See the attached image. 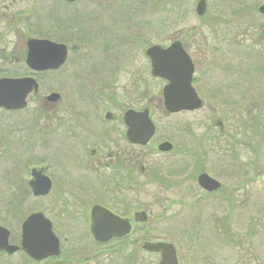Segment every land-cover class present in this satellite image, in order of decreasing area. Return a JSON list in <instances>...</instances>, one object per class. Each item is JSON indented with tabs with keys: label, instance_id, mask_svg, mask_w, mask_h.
I'll return each mask as SVG.
<instances>
[{
	"label": "flooded vegetation",
	"instance_id": "obj_1",
	"mask_svg": "<svg viewBox=\"0 0 264 264\" xmlns=\"http://www.w3.org/2000/svg\"><path fill=\"white\" fill-rule=\"evenodd\" d=\"M76 1L51 0L48 1L49 3L47 1L44 3V0H0V14H4L0 17L4 23V27L0 28V46H2L0 47V78L31 77L36 83V87H32L26 94L25 105L22 108L0 106V110L10 113L20 112L32 102L34 105L32 116L27 118L26 123L21 127L24 131H31L33 136H37L34 145L28 141L27 136L17 139L9 136V139L0 145V152H2L1 148H4L3 152L7 151L6 148L9 150L13 141H20L28 151L34 149L35 152L38 148L36 154L27 153L26 158L22 160V177L10 175L11 172L7 171L1 183L12 195L7 212L16 213L25 208L27 202L34 206L31 208L28 203L29 210L26 215L14 226H9L6 219H0V226L7 230V244L14 247L11 251L0 248V259L5 260H0V264H68L71 258L74 259L73 264H89L88 257L81 259L65 253L63 241L67 239L62 238L60 233H93L91 222L95 207H100L96 208L99 221H108L113 215L118 218L114 217L116 220L126 221L128 224V230L125 232L127 234L112 237L105 242L96 241L90 234L92 241L101 246L102 250L105 248L115 254L108 262L97 264H142L138 245L142 239H131L133 233H139V226L148 221V214L140 207L141 187L146 184H155L160 188L184 186L183 180L172 179L175 171L171 170L169 156L176 153L175 144L162 133L164 127L154 119L153 108H160L163 114L194 112L202 108L203 98L207 96V99H213L214 106L224 110V117L213 121L207 125L208 127L206 126L207 128L204 127V130L206 128L204 133L198 134L197 140L202 148V141L205 139L215 143L217 152L224 150L221 147L223 142L230 151L232 145L229 142L237 141V138L244 141L251 140L253 136L254 121L257 118L254 119L251 114L254 104L251 87L255 79L253 77L264 83V68H262L263 75H260L261 72L257 69L238 70L231 63L221 65L218 69L221 72H216V76L214 75L216 81H221L214 86L216 89L211 84L209 87V77L205 73L197 77V62L193 53L188 50L187 40L190 39V35L186 30L181 33V37H177L176 33L173 37H169L168 43L150 44L144 48L143 53L147 60L145 75L148 81L146 82L145 79H139V68L126 72L121 65V61L128 56L126 54L128 48L126 49L122 42L119 23L107 21L94 31L95 26L100 24L97 22L96 14L85 12L78 18L77 13H74L72 20V4ZM85 16L90 22L83 21L86 19ZM210 25L217 27L220 23ZM263 28L260 41H264ZM11 35L13 40L10 39ZM32 39L43 41L39 49V55L46 65L43 69L33 70L26 64L28 41ZM174 42L180 43L191 60L193 73L190 83L201 101V106L197 109L167 111L162 100V88L167 81L151 73V62L146 50L153 45L167 47ZM56 44L65 46V59L62 64L52 67L50 65H54L60 58V48H55ZM86 46L98 51L104 58L93 59V55L92 62L105 61V64L107 62L114 64L102 70H72L71 67L65 70V67L72 63V53L75 58L80 59L85 55L81 51ZM211 51L216 54V50ZM87 58L90 57L87 55ZM125 61L128 63L130 59ZM123 72L130 78L129 85H120L119 77ZM217 74H220L219 77ZM51 77L57 80L52 82ZM60 77L72 78V105H70L72 112L68 118L61 117L62 97L59 88L52 89L55 82L60 86V80L58 81ZM236 78L239 80L237 81ZM156 79L163 80L160 97L156 96L152 82ZM141 87L145 96L144 93H140ZM231 90L240 91L241 94L249 91L250 93L246 97L241 95L237 102L234 100L235 97H227ZM255 104L257 107L256 102ZM128 110L147 111L153 125V132L147 141L141 142L140 135L133 137L128 135L129 127L125 120V113ZM234 119L238 122H233ZM14 128V125H10L9 130L19 131ZM62 132L68 139L67 150L60 147ZM165 142L170 143V149L163 148L162 144ZM200 162L199 160L198 164ZM199 173L197 172L194 178L196 183ZM44 178L49 180L48 186L44 183ZM219 183L220 187L214 191H206L198 183L197 186L201 194L215 195L219 200L228 201L233 205L236 201L233 195L235 187H225L220 181ZM186 188L192 191L190 182ZM14 190L15 193H12ZM141 211L146 213V221L137 219ZM35 213L41 214L50 222L51 230L32 233H53L58 240V253H47L37 258L22 247V223ZM4 214L7 215L6 212ZM76 226L79 229H75ZM217 231L219 233L216 234L221 241L231 247L234 246L233 248H239L240 245H237L235 240L237 233H223L220 226ZM187 237L189 236L182 237V242L190 246ZM111 241L119 245L107 246ZM144 241L146 240L143 239L142 243ZM151 242L170 241L159 239ZM141 248L145 250L142 244ZM145 251L154 255L159 264L160 252ZM247 251L253 253L251 250L247 249ZM104 252L108 254V251ZM261 257L264 264V254Z\"/></svg>",
	"mask_w": 264,
	"mask_h": 264
},
{
	"label": "rangeland",
	"instance_id": "obj_2",
	"mask_svg": "<svg viewBox=\"0 0 264 264\" xmlns=\"http://www.w3.org/2000/svg\"><path fill=\"white\" fill-rule=\"evenodd\" d=\"M45 1L51 0H44V3ZM196 1L77 0L72 4V20L74 13H77L79 18L85 12H92L98 16L97 22L100 23L95 26L94 31L101 28L107 21L119 23L122 42L126 49L128 48L126 53L128 56L125 58L130 59L128 63L126 59L122 60L121 65L126 72L139 68L138 77L141 80L145 79L146 82L148 77L145 75L147 60L143 53L144 48L150 44L168 43L169 37H173L175 33L177 37H181V33L186 30L190 35V39L187 40L188 50L193 53L197 62V77L205 73L209 77V87L211 84L214 88L221 81H216L215 74L221 72L218 69L224 64L231 63L238 70L257 69L261 72L260 75H263L264 41H260L259 37L264 27V15L257 11V7L264 4V0H208L207 13L201 17H198L194 10ZM3 15L0 14V17ZM87 18L83 20L85 23L90 22ZM213 23H220V25L217 27L210 25ZM2 27L4 23L0 19V28ZM10 39L13 40L12 35ZM83 48L86 49H83L81 53L85 55L77 59L72 53V63H67L65 70L70 67L72 70H102L114 64L113 62L105 64V61L92 62L93 55V59L98 60H102L103 56L91 47ZM212 49L216 50L215 55ZM122 74L119 77L120 85H129L130 78L124 75V72ZM217 75L219 77L220 74ZM253 78L251 95L254 104L251 114L254 119L257 118L253 129L256 128L258 133L264 135V83L256 77ZM50 80L53 82L57 79L51 77ZM59 80L60 86L55 82L52 89L58 90L59 88L62 97L61 117L68 118L72 112L70 106L72 105V78L60 77ZM236 80L239 79L236 78ZM152 82L158 97L163 80L156 79ZM141 86H143L142 83ZM140 93H144L145 96L143 89ZM249 93L241 94L240 91L231 90L227 97L233 96L238 102L241 95L246 97ZM203 102L202 108L194 112L163 114L160 108H153L154 119L161 127L166 128L162 130V133L175 144L176 153L169 156L171 170L175 171L172 179L183 180L184 186H181L183 188H160L155 184L142 186L140 207L148 214V221L139 226V233H133L131 239L137 240L138 238L148 241L160 239L174 243L179 264H234L235 261V264H262L261 256L264 254V143L260 145L256 155L253 153L252 145L247 146L242 142L243 140L238 138L237 141L229 142L232 145L230 151L226 148L227 144L223 142L221 147L224 150L217 152L216 146L214 147L215 143L205 139L202 141V148L197 140L198 134L204 133L207 125L213 121L224 117V110L214 106L213 99L209 100L206 96ZM33 106L31 102L24 110L15 113L0 110V145H3L2 142L8 140L9 136L16 139L27 136L28 141L35 144L37 136H33L31 131H24L21 127L26 123L25 120L32 116ZM236 110L239 111V109ZM233 122L237 123L238 120L234 119ZM10 125H14V129H19V131L9 130ZM204 127H206L205 130ZM61 135L60 147L67 150L69 149L68 139L64 137V132ZM252 138L260 140L258 136L256 138L252 136ZM12 144L9 150L6 148L7 151L3 152L4 148H1L2 152H0V217H2L0 219H6L9 226L19 223L26 215L29 202L25 204V208L16 213L7 212L12 195L1 183L7 171L11 172L10 175L15 174L22 177V160L26 158L27 153L36 154L38 150L37 148L35 152L34 149L28 151L20 141H13ZM154 158L158 159V157ZM199 159L202 160V164H198ZM253 160L257 162L256 171L252 169ZM199 165L225 187H235L233 195L236 201L233 205H230L228 201L219 200L215 195L201 194L194 180ZM189 182L192 191L186 188ZM12 193H15V190ZM29 206L33 208L34 205L29 203ZM218 226L223 233H237L235 240L237 245H240L239 248H233L234 246L231 247L219 239L216 234L219 233ZM77 228L79 229L78 226L75 227ZM60 234L62 238L67 239L63 241L65 253L81 259L88 257L89 264L108 262L115 256L111 250L105 248L102 250L101 246L96 245L90 233ZM185 236H189L187 239H189L190 246L183 244L182 237ZM142 240L138 244L141 263L157 264L158 259L141 248ZM117 245L119 244L114 241L107 244V246ZM247 249L253 253L250 254ZM104 251H108V254ZM73 261L74 259L71 258L68 264H73Z\"/></svg>",
	"mask_w": 264,
	"mask_h": 264
},
{
	"label": "water",
	"instance_id": "obj_3",
	"mask_svg": "<svg viewBox=\"0 0 264 264\" xmlns=\"http://www.w3.org/2000/svg\"><path fill=\"white\" fill-rule=\"evenodd\" d=\"M66 1L73 2L75 0ZM205 7V0H198L195 6L196 14L203 15ZM258 11L264 14V4L258 7ZM42 44L43 41L37 39L28 41L26 64L33 70L46 67L39 55L40 45ZM54 47L60 48V58L55 61V64L53 63L54 65L51 64L50 66L57 67L65 59L66 48L62 44H56ZM146 54L151 62V73L168 81L163 88L162 98L163 105L169 112L192 110L201 106V101L190 83L193 72L192 63L179 42H174L167 48L153 45L146 50ZM32 87H36V83L31 77L0 78V106L22 108L25 105L26 94ZM125 120L129 127L127 132L129 136L140 135L141 142L147 141L151 136L153 125L148 118L147 111L128 110L125 113ZM162 146L164 149H170V143L168 142L163 143ZM43 181L47 186L49 185L47 178H44ZM197 183L206 191H214L220 187V183L205 172L198 175ZM96 208L99 209L100 207H95L91 222L93 232L91 235L96 241L105 242L112 237L127 234L125 233L128 230L126 221L116 220L117 217L112 214L110 215L113 217L110 216L108 221H99ZM137 219L146 221V213L144 211L139 212ZM21 228L23 231L21 245L32 256L39 258L47 253H58V240L53 233H32L33 231L51 230L50 222L41 214L35 213L28 216L22 223ZM6 238L7 230L0 226V248L11 251L14 247L7 244ZM142 247L147 251L160 252L159 264H178L176 250L172 243L144 241Z\"/></svg>",
	"mask_w": 264,
	"mask_h": 264
},
{
	"label": "trees",
	"instance_id": "obj_4",
	"mask_svg": "<svg viewBox=\"0 0 264 264\" xmlns=\"http://www.w3.org/2000/svg\"><path fill=\"white\" fill-rule=\"evenodd\" d=\"M259 137V141H257V140H254L253 138V141L252 140H246V141H242V142H244L245 143V145H252V148H253V153H254V155H256L257 154V150H259L260 149V145L261 144H263L264 143V135H261L260 134V132L258 133L257 132V130H256V128H254L253 129V137ZM251 141V142H250ZM255 157V156H254ZM201 162L199 163V164H202V160L201 159H199ZM252 169L254 170V171H256L257 170V162L255 161V160H253L252 161ZM199 171H204V168L201 166V165H199V167L197 168V172H199ZM196 172V173H197ZM222 189V188H221Z\"/></svg>",
	"mask_w": 264,
	"mask_h": 264
}]
</instances>
